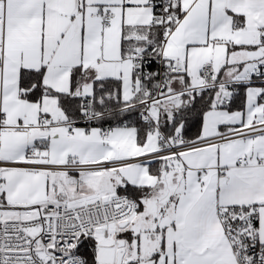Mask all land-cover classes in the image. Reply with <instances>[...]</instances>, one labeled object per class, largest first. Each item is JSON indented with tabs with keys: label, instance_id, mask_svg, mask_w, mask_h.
Here are the masks:
<instances>
[{
	"label": "snow or ice",
	"instance_id": "obj_1",
	"mask_svg": "<svg viewBox=\"0 0 264 264\" xmlns=\"http://www.w3.org/2000/svg\"><path fill=\"white\" fill-rule=\"evenodd\" d=\"M0 264H264V0H0Z\"/></svg>",
	"mask_w": 264,
	"mask_h": 264
}]
</instances>
